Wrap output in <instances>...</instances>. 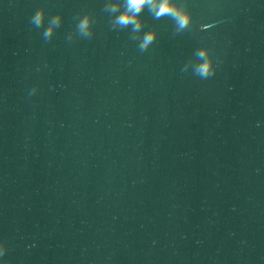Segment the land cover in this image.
Wrapping results in <instances>:
<instances>
[{
  "label": "water",
  "instance_id": "obj_1",
  "mask_svg": "<svg viewBox=\"0 0 264 264\" xmlns=\"http://www.w3.org/2000/svg\"><path fill=\"white\" fill-rule=\"evenodd\" d=\"M181 2L142 52L106 0H0V264H264V0Z\"/></svg>",
  "mask_w": 264,
  "mask_h": 264
},
{
  "label": "clouds",
  "instance_id": "obj_2",
  "mask_svg": "<svg viewBox=\"0 0 264 264\" xmlns=\"http://www.w3.org/2000/svg\"><path fill=\"white\" fill-rule=\"evenodd\" d=\"M147 9L154 19L164 17L170 18L175 25V33H180L189 29L193 24L191 11L186 3L181 0H106L104 11L111 15V26L113 29L131 28L130 38L139 40L138 48L140 51H146L150 45L157 39V31L149 29L143 32L145 21L142 18V13ZM47 17L45 7L37 9L30 23L37 29L44 26ZM62 13H57L51 17L47 23V27L43 32L45 41H50L57 27L62 23ZM94 18L91 12L85 13L79 18L76 25V30L69 33V39L75 35L83 38H90L93 34ZM212 25H202V28H211ZM195 63L191 60L186 63L182 71H187L189 64L192 65L193 74L200 79H208L217 71V64L212 50L208 46L198 47L194 52ZM36 87L31 89L30 94L36 92ZM8 251L7 241L0 242V258H3Z\"/></svg>",
  "mask_w": 264,
  "mask_h": 264
}]
</instances>
